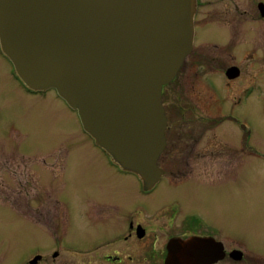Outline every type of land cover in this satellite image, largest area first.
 Returning a JSON list of instances; mask_svg holds the SVG:
<instances>
[{
    "label": "flooded vegetation",
    "instance_id": "af4514ba",
    "mask_svg": "<svg viewBox=\"0 0 264 264\" xmlns=\"http://www.w3.org/2000/svg\"><path fill=\"white\" fill-rule=\"evenodd\" d=\"M256 2L259 13L264 14V0ZM200 3L197 0L193 49L172 81L162 88L167 117L165 147L158 158L162 175L148 189L136 174L114 163L95 143L77 110L55 89L26 86L0 41V59L9 65L8 73L18 87L17 101L29 119L27 124L10 121L6 135L16 143L11 152H0V168L9 170L11 186L18 185L12 186L15 194L8 198L7 185L0 180V221L9 218L15 226L9 238L0 233V264H167L170 242L192 237L213 238L222 244L224 256L212 264H264L262 248L226 243L219 227L201 209L185 206L179 197L162 204L157 200L158 191L167 186L222 181L234 171L241 175L246 169L243 158L264 159L262 133L256 123L257 115L264 117V65L256 73L262 55L246 53L245 58H239L230 51L228 42L223 47L229 51L222 58L228 55L224 63L229 64L222 68L221 81L207 73L196 46L200 41L215 40L203 36L206 28L199 18ZM210 28L218 33V44L215 41L213 45L220 46L218 27ZM247 66L253 70L248 75L244 72ZM190 77L192 83H201L202 94H194L195 106H186L190 110L187 116H172L175 96L181 98ZM237 82L240 85L235 93L228 96L226 88ZM200 108L205 111L203 116H197ZM198 124H203L201 131ZM204 142L206 147L201 148ZM83 158L92 163L93 172L88 174L98 177L94 182L86 177L87 197L74 215V205L80 203L71 197L67 184L82 175L78 166ZM33 182L36 185L31 189L42 191L28 197L17 195L26 183L32 186ZM22 237L25 244H18ZM68 251L75 255L73 260L65 259ZM238 252L241 258L236 257ZM244 253L254 254L249 260ZM227 256L231 260L223 261Z\"/></svg>",
    "mask_w": 264,
    "mask_h": 264
},
{
    "label": "water",
    "instance_id": "95a60500",
    "mask_svg": "<svg viewBox=\"0 0 264 264\" xmlns=\"http://www.w3.org/2000/svg\"><path fill=\"white\" fill-rule=\"evenodd\" d=\"M196 11L197 0H0L1 47L26 86L55 89L148 189L162 175V88L193 49ZM168 249L167 264L224 256L213 238H176Z\"/></svg>",
    "mask_w": 264,
    "mask_h": 264
},
{
    "label": "rangeland",
    "instance_id": "374dc122",
    "mask_svg": "<svg viewBox=\"0 0 264 264\" xmlns=\"http://www.w3.org/2000/svg\"><path fill=\"white\" fill-rule=\"evenodd\" d=\"M257 0H200L199 18L206 30L203 31V36L206 39H213L217 43L216 31L210 27H218V39L220 46H214L213 42H198L195 52H200L207 64L209 74L217 76L220 80L222 68L229 64L222 54L228 53L229 49L224 50L228 42H230V51L237 54L239 58H245L246 53H258L262 56L257 61L256 73H260L258 69H262L264 65V14L259 13ZM203 2V3H202ZM262 15V16H261ZM218 44V43H217ZM233 47V48H232ZM234 48L236 50L234 51ZM228 57V58H227ZM187 58V57H186ZM191 60V58H190ZM224 63V64H223ZM248 63V62H247ZM187 65V64H186ZM184 66L190 69V66ZM9 65L0 59V152H11L16 143L10 136H7L10 121L18 122L19 124H27L29 119L25 113V109L19 105L17 101V92L15 86L17 84L12 81L8 73ZM258 70V71H257ZM253 71L250 67H246V75ZM194 80V79H193ZM221 81V80H220ZM234 84V83H233ZM236 85L228 86L226 91L228 96L233 95ZM201 83L197 85L195 81L192 83L190 77L186 87L181 90V98L175 96L173 100L172 116H187L189 109L186 106H195V95L202 94ZM18 88V87H17ZM195 94V95H194ZM202 97V96H200ZM202 100L199 99L198 102ZM206 100V99H205ZM181 105V108H178ZM197 107H200L197 106ZM185 113V115H184ZM205 111L200 108V113L197 116H203ZM264 116V115H263ZM256 123L259 132L262 133L261 141L264 144V117L256 116ZM203 124H198V129L201 131ZM50 130V129H49ZM51 132V130H50ZM207 133V132H206ZM212 131L209 132L211 134ZM208 134V133H207ZM82 142V140H81ZM206 147V142L201 145V148ZM11 166V162H9ZM197 164V162H196ZM92 163L89 158L81 159L78 170L83 172L68 182L67 191L71 197L78 198L77 205H74L72 213L78 214L79 208L85 202L86 188L89 177L93 182L98 175H90L88 172H93ZM243 166L246 169L242 170L241 175L237 171L222 181H210L196 183L191 181L183 186H167L164 191H158V201L162 204L168 202L172 198H180L185 206L199 208L206 213L211 222H214L220 229L221 236L228 244L255 246L262 248L264 251V159L255 157L243 158ZM210 169V168H209ZM7 169L0 168V180L7 185L5 196L10 198L15 194L14 188L18 187L17 183L11 186L13 179L8 174ZM36 177L33 178L36 181ZM24 191L17 194L20 197L34 196L42 189H31L36 184L33 182L26 183ZM87 185V186H86ZM6 198V199H8ZM156 201V200H155ZM154 201V202H155ZM11 206V205H9ZM8 212V211H6ZM21 220V219H20ZM22 221V220H21ZM23 222V221H22ZM15 226L8 218H2L0 221V233L3 237L9 238L14 234ZM71 240L75 241L73 234L68 235ZM37 241V238L34 239ZM26 238H18V244H25ZM254 248V247H253ZM255 249V248H254ZM252 250V249H251ZM254 253H244L245 259H252ZM72 251L65 253L66 260H73L75 257ZM223 261L231 260L228 256L222 259Z\"/></svg>",
    "mask_w": 264,
    "mask_h": 264
}]
</instances>
